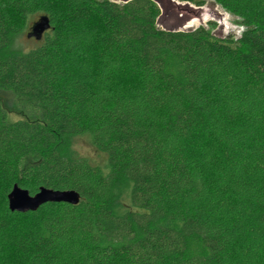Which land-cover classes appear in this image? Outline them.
I'll list each match as a JSON object with an SVG mask.
<instances>
[{"label": "trees", "instance_id": "obj_1", "mask_svg": "<svg viewBox=\"0 0 264 264\" xmlns=\"http://www.w3.org/2000/svg\"><path fill=\"white\" fill-rule=\"evenodd\" d=\"M212 1L239 38L154 0H0V264H264V0ZM15 185L80 202L12 212Z\"/></svg>", "mask_w": 264, "mask_h": 264}, {"label": "rangeland", "instance_id": "obj_2", "mask_svg": "<svg viewBox=\"0 0 264 264\" xmlns=\"http://www.w3.org/2000/svg\"><path fill=\"white\" fill-rule=\"evenodd\" d=\"M118 4L126 3L128 0H111ZM161 9V16L158 26L162 29L188 31L200 26L209 30L218 37L239 38L244 30L239 19L225 11L212 0H207L206 4L198 7L189 2L178 0H154ZM33 37L24 36L27 47H33L35 42ZM11 110L8 112V120L15 122L22 118H36L39 114L30 109H22L16 101H11ZM71 151L79 157L88 159L92 164L101 167L105 166L106 157L96 150L88 134L74 137L71 140Z\"/></svg>", "mask_w": 264, "mask_h": 264}, {"label": "water", "instance_id": "obj_3", "mask_svg": "<svg viewBox=\"0 0 264 264\" xmlns=\"http://www.w3.org/2000/svg\"><path fill=\"white\" fill-rule=\"evenodd\" d=\"M49 28V20L45 17L41 18L40 21L33 25L31 33L28 36L40 40L42 34ZM79 202L80 194L74 190L59 191L45 187L40 188L37 194L31 195L27 190L15 185L8 196L10 211L21 213L37 211L41 206L47 203H68L77 205Z\"/></svg>", "mask_w": 264, "mask_h": 264}]
</instances>
